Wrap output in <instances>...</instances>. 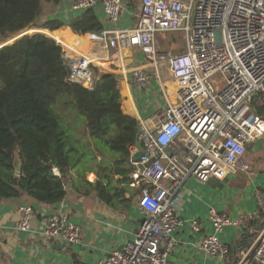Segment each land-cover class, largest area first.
Here are the masks:
<instances>
[{
  "label": "built area",
  "instance_id": "built-area-1",
  "mask_svg": "<svg viewBox=\"0 0 264 264\" xmlns=\"http://www.w3.org/2000/svg\"><path fill=\"white\" fill-rule=\"evenodd\" d=\"M70 1L80 10L100 5L108 20L116 23L129 0ZM139 4L133 28H113L90 37L117 54L121 69H106L107 73L127 77L139 88L148 83L145 67L165 63L176 84L175 101L157 113L151 129L136 120L128 179L139 189L137 205L144 218L133 241L95 264H168L171 234L183 224L178 210L184 183L190 178L200 183L223 180L237 167L246 171L241 162L246 145L264 136V0H139ZM166 34L184 37L182 54L158 51L157 37ZM54 41L69 66V81L92 88V59L83 54L73 58ZM127 48L138 49L146 64L125 68L121 52ZM257 200L258 210L263 209L264 195L259 193ZM32 213L31 207L19 208L17 230L29 232ZM209 218L213 232L201 240L200 249L224 259L229 249L218 233L226 226L244 227L250 218L232 221L213 210ZM191 227L197 230L195 222ZM263 231L264 227L257 235ZM42 235L65 245L80 239L79 228L60 214L45 218ZM252 261L264 264V240Z\"/></svg>",
  "mask_w": 264,
  "mask_h": 264
},
{
  "label": "crops",
  "instance_id": "crops-1",
  "mask_svg": "<svg viewBox=\"0 0 264 264\" xmlns=\"http://www.w3.org/2000/svg\"><path fill=\"white\" fill-rule=\"evenodd\" d=\"M139 7V0H129L128 3L124 1L116 23L108 20L100 5L93 8L101 20L103 30L106 31L113 28L121 30L133 28L138 21ZM80 11L82 10L73 8L70 0H50L42 3V12L37 22L45 23L50 20L62 22L63 28L53 31L49 37L62 45L65 43L64 46L73 58L78 54L72 50L76 42L82 46L80 54L88 52L86 55L93 60L96 59V62H105L109 69L114 71L121 69L116 60V52L99 46L93 40L89 41L91 34L78 35L89 36L79 37L88 41L86 43H80L76 36L74 42L70 39V34H75L67 24L78 16ZM34 31L43 33V30L28 32ZM178 35L182 38L179 42L185 44L184 37ZM170 36L172 38L176 34ZM167 37V35L157 37L158 51L160 42L165 44L169 38ZM184 51L185 48H181L180 54ZM121 54L124 57L125 68L142 67L146 64L144 56L136 48H127ZM93 68L100 70L97 65ZM143 72L148 76V83L144 88L137 87L127 77L113 74L118 76L117 86L122 113L135 120L140 118L151 129L154 127L157 113L167 102L175 101L176 84L165 63H160L157 67L147 66ZM122 105L128 113L124 111ZM249 151L252 154H264V136L249 143L245 153ZM12 152L19 156L16 148ZM245 153L241 162L247 167L246 171H241L237 167L235 173L227 174L223 180L209 179L200 183L190 178L184 183L183 198L178 210V216L183 224L171 234L174 243L168 253V264H234L235 261L239 264L243 260L245 254L234 253L231 247L242 240L241 233L251 232L264 224V208L258 210L257 200L259 193L264 195V168L258 170L250 159L245 160ZM53 172L58 174L57 169H53ZM115 179L122 180L119 177ZM95 180L94 174L87 173L84 179L75 178L74 182L69 181L67 186L70 188L67 189L66 186V197L53 205L41 204L25 195L0 199V264H95L109 257L111 253L121 251L127 243L133 241L144 218L137 205L139 189L131 187L130 183L116 184V191L111 192V198L103 199L85 183H94ZM21 207H31L33 211L29 232L16 229ZM212 210L227 215L232 221L240 217L250 218L244 227L226 226L218 233L219 240L229 249L224 259L212 257L200 249L201 240L213 232L209 218ZM54 214L67 217L69 222L79 228L78 243L65 245L47 241L43 237L44 220ZM194 222L197 230L191 227ZM247 263L254 264L252 260L251 263Z\"/></svg>",
  "mask_w": 264,
  "mask_h": 264
},
{
  "label": "trees",
  "instance_id": "trees-1",
  "mask_svg": "<svg viewBox=\"0 0 264 264\" xmlns=\"http://www.w3.org/2000/svg\"><path fill=\"white\" fill-rule=\"evenodd\" d=\"M49 1L0 0L1 42L29 30L44 33L22 36L0 49V199L25 195L41 204H57L66 197L67 183L87 173L96 180L85 183L108 199L116 184L129 183V149L138 124L121 111L116 74L92 67L90 89L69 81L62 48L49 37L64 24L37 22L42 3ZM67 27L80 43L89 36L78 35L104 31L94 8L80 11ZM74 44V53H82L81 44ZM94 63L107 69L105 62ZM14 148L22 162L19 176L12 167Z\"/></svg>",
  "mask_w": 264,
  "mask_h": 264
},
{
  "label": "water",
  "instance_id": "water-1",
  "mask_svg": "<svg viewBox=\"0 0 264 264\" xmlns=\"http://www.w3.org/2000/svg\"><path fill=\"white\" fill-rule=\"evenodd\" d=\"M33 33L34 32L26 31V32L20 33V34L15 35V36H11V37L7 38L4 42H2L0 44V49H2L5 46H8V45L12 44L14 41H16L17 39H19L22 36L31 35ZM35 33H40V32L37 31ZM98 78H100V75L98 76ZM139 157H140V153H137V155L135 157V160H138ZM21 164H22V162H21L19 156L18 155H14L13 156L12 167H13V170H14V174L17 175V176H19L21 174ZM68 188H70V187L67 186V189ZM261 228L262 227L255 228L251 232L241 233L240 234V238H242V240L240 239L238 244H236V245L231 247V250L234 253L241 252V253L245 254L243 260L239 264H248L246 262L247 261L250 262L253 259L257 249L259 248V246L261 245L262 241L264 240V231L259 236L257 235V231H259ZM234 264H238V262L235 261Z\"/></svg>",
  "mask_w": 264,
  "mask_h": 264
},
{
  "label": "rangeland",
  "instance_id": "rangeland-1",
  "mask_svg": "<svg viewBox=\"0 0 264 264\" xmlns=\"http://www.w3.org/2000/svg\"><path fill=\"white\" fill-rule=\"evenodd\" d=\"M39 20V19H38ZM37 20V21H38ZM36 31H34L33 34H35ZM168 37V39L165 41V44H162V42H160V47H159V52L161 53H168L169 55L173 56V55H179L181 53V48H185V44L183 42H179V40H182V38L176 34V36L172 37L170 35L172 34H166ZM86 36V35H84ZM171 41V42H170ZM176 41H178L179 43H177ZM1 42V40H0ZM176 42V43H175ZM2 43V42H1ZM67 48V47H66ZM69 51V50H68ZM88 52H86L83 55H86ZM96 59L92 61L94 63ZM95 64V63H94ZM96 66V65H95ZM108 68V67H107ZM109 69V68H108ZM98 73H107L108 70H97ZM257 140V139H256ZM249 145V144H248ZM247 145V146H248ZM246 146V147H247ZM244 159H250L251 162L253 163V166L258 167V170H261L264 168V154L263 153H257V154H252L251 151L245 153Z\"/></svg>",
  "mask_w": 264,
  "mask_h": 264
},
{
  "label": "bare ground",
  "instance_id": "bare-ground-1",
  "mask_svg": "<svg viewBox=\"0 0 264 264\" xmlns=\"http://www.w3.org/2000/svg\"><path fill=\"white\" fill-rule=\"evenodd\" d=\"M70 39L74 42V40H75V35L70 34ZM75 57H76V56H75Z\"/></svg>",
  "mask_w": 264,
  "mask_h": 264
}]
</instances>
